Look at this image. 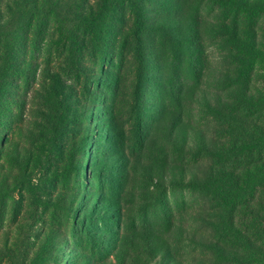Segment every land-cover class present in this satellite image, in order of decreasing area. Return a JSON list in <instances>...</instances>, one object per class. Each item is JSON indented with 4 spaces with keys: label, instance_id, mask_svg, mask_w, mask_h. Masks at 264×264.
Wrapping results in <instances>:
<instances>
[{
    "label": "rangeland",
    "instance_id": "rangeland-1",
    "mask_svg": "<svg viewBox=\"0 0 264 264\" xmlns=\"http://www.w3.org/2000/svg\"><path fill=\"white\" fill-rule=\"evenodd\" d=\"M179 1L57 0L52 13L39 0L26 47L31 76L0 112L1 175L14 171L0 235L33 233L23 244L42 254L35 264L212 263L194 237H210L218 219L172 172L180 156L168 165L165 111L180 115L173 85L209 89L221 68L219 36L204 34L188 50L148 30L167 22L174 35ZM180 4L203 27L220 21L213 1ZM199 48L205 54L192 58Z\"/></svg>",
    "mask_w": 264,
    "mask_h": 264
},
{
    "label": "trees",
    "instance_id": "trees-1",
    "mask_svg": "<svg viewBox=\"0 0 264 264\" xmlns=\"http://www.w3.org/2000/svg\"><path fill=\"white\" fill-rule=\"evenodd\" d=\"M207 1L222 7L220 21L207 27H203L206 21L186 15L181 0L180 15L169 24L174 35L167 34V22L149 23L148 30L152 27L188 50L200 46L204 34L215 36L218 31L219 36L221 68L209 89L171 87L181 116L165 111L171 115L166 143L174 157L168 165L176 167L175 156H180L182 163L172 172L202 199L203 213L218 219L210 237H194L211 251V264H264V0ZM38 2L0 0V112L15 98L13 87L21 77L31 76L34 63L25 57L32 25L39 29ZM58 5L57 0H43L42 8L55 13ZM203 54L205 50L196 49L192 58ZM4 119L0 114V131ZM1 171L0 200L3 194L13 193L14 175L7 170L4 177ZM25 234L33 235L25 228L0 235V257L8 258L9 264H35L42 255L23 244ZM46 238V233H40L42 249Z\"/></svg>",
    "mask_w": 264,
    "mask_h": 264
}]
</instances>
